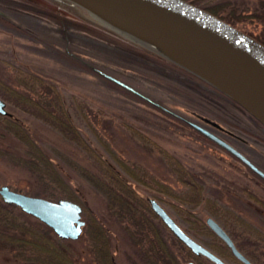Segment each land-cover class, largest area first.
<instances>
[{"label":"rangeland","instance_id":"obj_1","mask_svg":"<svg viewBox=\"0 0 264 264\" xmlns=\"http://www.w3.org/2000/svg\"><path fill=\"white\" fill-rule=\"evenodd\" d=\"M11 1L15 0H0V78L4 83L15 89L19 77L26 76L23 72H31L44 77L50 83L57 84L75 124L95 150L145 199L147 196H156L183 228L189 227L195 232H203L200 224L190 223L181 218L187 216L185 208L191 209L202 220L212 215L208 209L211 205L204 200L206 198L202 199L205 207L202 201L197 202L198 204L192 202V205L182 203L179 207L181 204L179 205L171 195L162 192L159 184L155 183L148 187L132 179L99 142L94 130L82 117L83 109L88 111L92 125L100 132L101 137L106 139L113 150L129 164L141 167L153 178L178 190V193H185L186 186L178 182L166 156L154 146L155 144L153 145L155 142L182 161L189 172L196 174L197 180L204 185L202 190L204 197L217 198L216 200L224 205L230 203L243 207L244 214L249 215L247 209L240 203L246 201L240 191L228 193L225 186L219 187L218 180L214 178L226 175L235 179L241 173L238 170L239 166L240 168L245 166L227 154L228 152L219 146L218 142L197 131L192 125L183 124L184 122L170 114H173L171 113L173 111L184 118L201 123L231 141L263 168L264 124L200 77L196 76L203 82L187 75L179 67L143 51V47L150 49L142 43L106 30L103 24L93 23L97 20L86 18L75 7L70 8L69 6L76 5L69 0H41L49 6L63 9L69 17L74 18L73 21L77 25L67 27L66 31L60 30L59 24L54 20H46L16 10L13 8L15 3L13 5ZM229 1L238 4L237 10L240 9L241 14L247 16L246 19L234 21L233 25L249 34L259 33L264 29L260 20L250 17L256 9L262 8L264 0ZM90 21L95 24L93 26L98 33L83 29V23L88 25ZM14 68L23 72L16 73ZM98 70L126 82L161 106L147 102L148 100L143 101L132 93L120 89L97 74ZM20 87L21 92L37 100L39 93L42 90V93H45L48 89L40 83L35 84V89L26 84H21ZM0 98L6 103L7 112L21 120L37 145L51 157L61 175L79 193L85 206L82 205L84 231L79 238H60L55 232L52 233V242L37 237L39 240L37 247L31 254L30 251L26 253L32 258L18 255L0 239V264H55L53 259L56 256L57 259L60 256L65 260L59 255L60 250L66 254V260L71 259L78 264H96L92 251L94 243L88 240L86 234V226L90 222L89 212L96 215L107 229L115 264H146L145 258L129 240L123 223L108 213L103 195L67 163V160L72 158L84 167L101 174L102 170L96 160L41 115L29 108L23 110L16 107L10 98L6 99L4 92H0ZM76 100L89 106L76 107ZM212 122L240 138L237 136L234 138L227 131L220 130ZM127 125L133 126L151 139L141 140ZM27 149L24 142L0 127V186L6 184L14 190L48 197L46 191H41L38 174L33 173L27 165H20L13 160L20 157L27 159ZM250 184L254 189L257 188L255 182ZM0 199L5 202L1 195ZM51 199L56 200L58 197ZM171 203L179 206H173ZM11 208L28 223H34L37 227L45 224L15 204H12ZM159 224V230L162 229L170 248L181 250L179 239L173 237L170 230L168 232ZM182 264H185V260Z\"/></svg>","mask_w":264,"mask_h":264},{"label":"water","instance_id":"obj_2","mask_svg":"<svg viewBox=\"0 0 264 264\" xmlns=\"http://www.w3.org/2000/svg\"><path fill=\"white\" fill-rule=\"evenodd\" d=\"M69 1L86 9L104 26L142 43L208 82L264 124V43L252 35L190 0ZM98 72L159 105L126 82L101 70ZM5 106V101L0 98V114L8 113ZM185 120L264 177L262 169L219 135L198 122ZM0 195L5 202L19 206L50 226L60 238L76 239L83 232V207L74 200L65 197L53 200L31 195L11 189L6 184L0 186ZM150 204L192 251L203 253L219 264H226L191 238L155 198L150 199ZM207 223L231 247L235 255L247 264H252L213 218L208 217ZM187 264L195 263L189 261Z\"/></svg>","mask_w":264,"mask_h":264},{"label":"trees","instance_id":"obj_3","mask_svg":"<svg viewBox=\"0 0 264 264\" xmlns=\"http://www.w3.org/2000/svg\"><path fill=\"white\" fill-rule=\"evenodd\" d=\"M190 1L203 6L213 14L231 23L237 20L240 21L241 19H246L247 17L246 15L241 14L242 11L240 9L237 10L238 4H236L235 2L232 3V1L229 0L225 2L219 0ZM12 4L14 5L13 8H16V10H21L24 13H30L37 17H42L46 20H54L56 23L59 24V29L63 31H66L67 27H73L77 25V23L73 21L74 18L69 17L66 11L57 6H49L41 0H15L14 2H12ZM60 5L62 4L60 3ZM69 7H75L86 18L94 19L89 14V12L83 7ZM250 17H254L257 20H260L264 27V5L262 6V8L256 9L255 12L250 15ZM94 22L95 24L100 23L99 21H93V23ZM93 23L92 21L88 22V25L83 23V29L98 33V31L93 26L95 25ZM100 24L102 25V23ZM105 29L109 31L111 30L115 34L118 33L108 27H106ZM251 35H253L264 43V29H262V31H260L259 33H252ZM142 49L143 51H147L150 54L156 56L161 61L179 67V69L184 71L187 75L194 78L196 77L189 71L167 60L158 53L148 50L144 47ZM68 57L71 56L68 55ZM14 69L16 73L21 74L23 72L22 70L20 71L18 68ZM23 73L27 77H19L15 89L13 87H10L7 83H4V81L0 78V92H4L5 96L7 97L6 99L10 98V101L14 102V105L16 107H21L23 108V110L25 108H29L32 110V112L41 115L43 118L48 120L53 126H55L66 138L77 143L82 149L87 151L89 155L93 157L100 166L102 170L101 174L96 173L95 171L87 167H84L83 165H81V163L75 161L72 158L68 159L67 163H69V165L74 168V170L79 175H81L100 194L103 195L108 213L116 220L123 223V228L125 229L129 237L134 238L136 243L141 242L142 239L149 240L151 224L147 222L146 219L148 220V218L152 216L151 213L153 212L150 208L148 201L144 198L142 194L139 193L138 190L133 188L130 182H128L111 164H109L105 159H103L100 153L97 152L92 146V144L81 134L80 129L77 127V124H75L70 112L66 107L65 100L63 99L61 90L59 89L58 85L46 81L44 77H41L38 74L31 72ZM97 74L104 77L99 72H97ZM105 78L111 83L118 86L120 89L132 93L143 101H147L146 99L121 86L120 84L108 79L107 77ZM197 79L202 81L199 78ZM37 83L45 85L48 88H46L47 92L42 93V90L39 93V100L29 96L24 92H21V84H26L35 89V84ZM225 97L227 96L225 95ZM75 106L84 108L89 105L81 104L79 100H76ZM82 117L85 118L90 128L94 130V134L99 140V142L102 143L104 147H106V150L111 155V157L118 163L119 167H121L132 179L148 187L155 183L159 184L161 191L170 194L174 197L180 198L179 200H192L195 203L202 201L203 195L201 186L197 187V183L192 181V178L188 174L185 165L180 163V161L173 155H171L168 151L162 149L160 145L155 142L153 143V145L155 144L154 146H156L160 150V152H162L166 156L167 162L172 166V168L179 172V179L182 180L184 185L186 186L185 193L180 194L178 192H175L162 181L153 178V176L149 175V173L141 167L139 168L138 166H133L123 160L113 150V148L110 146V143L106 139L102 138L100 132L93 127V122L89 118L88 111L83 109ZM174 117L179 119L181 122H184L177 116ZM183 124L186 123L184 122ZM127 126L131 130H133L135 135H137V137H139L141 140L151 139L147 135L140 132L138 129L134 128L133 126ZM0 127L5 129L7 132L11 133L26 144L28 148L26 150V155L28 156L27 159H23L20 157L15 158L13 160L20 165H27V168H29L33 173L38 174L37 178L42 186L41 191H46V195L49 198L65 197L83 205L82 198L80 197L79 193H77L75 188L70 185L66 181V179L61 175V173L58 171L55 164L53 163L51 157L47 155L33 140V138L25 129L20 119H18L12 113H8L5 115L0 114ZM204 200H206L207 203L211 205L212 201L209 197H206V199ZM11 206L12 204L3 202L0 199V239L3 240V243L5 245H9L12 251L16 252L18 255H21L24 258H32L30 256H27L26 253L30 251L31 254L33 250L37 247V245L39 244V240L37 239V237H40L41 240L48 239L52 242V233L54 231L46 224L37 227L34 223H28L23 217L16 214L12 210ZM185 213L187 216H190L189 212L185 211ZM89 216L90 222L87 223L86 234L88 236V240L90 239L91 242L94 243V245H90H92L93 247L92 251L95 255V262L96 264H113L111 256L113 251L110 245L107 229L104 227L103 223L97 218L96 215L89 212ZM217 247L221 248L220 246ZM60 251L61 253L59 255H62L65 260H63L60 256L57 259L58 256H56L53 259V263L78 264L72 261L71 259L66 260V254L62 250ZM168 251V256H172L170 249ZM184 256L188 258L187 254H184Z\"/></svg>","mask_w":264,"mask_h":264},{"label":"flooded vegetation","instance_id":"obj_4","mask_svg":"<svg viewBox=\"0 0 264 264\" xmlns=\"http://www.w3.org/2000/svg\"><path fill=\"white\" fill-rule=\"evenodd\" d=\"M170 112V111H168ZM174 114V116H177L181 120V115L179 116L175 112H171ZM172 114V115H173ZM184 121V120H183ZM187 123L186 121H184ZM188 124V123H187ZM215 126L220 128V130H225L229 134H231L228 130L223 128L221 125L217 124L216 122H212ZM209 129V128H208ZM211 130V129H210ZM212 131V130H211ZM214 132V131H213ZM217 134L216 132H214ZM219 135V134H217ZM239 137L238 135H234ZM220 136V135H219ZM221 137V136H220ZM223 138L225 141L230 143L232 146H234L236 149H238L240 152H242L250 161H252L256 166H258L260 169L264 171V168L262 165L257 164L249 155L245 154L243 151H241L236 145H234L231 141L228 139ZM219 144V143H217ZM246 145V143H245ZM222 148H224L231 157L236 158L237 161H239L240 164H243L245 168H240L239 172H241L238 175H241V177H238V175L234 178H228L226 175H219L214 176L218 180L217 184L219 187L225 186V191L228 193H232V191H240L241 196L245 198V202H240L248 211L249 215H245L243 212V207L239 206H233L230 203H226L224 205L221 201L214 199L213 197H209L212 201L211 206H209L208 209L211 210L212 215H208L205 219H201L195 215L194 212L191 211L189 208H185L184 211L189 212L190 216H186L184 219L187 222L190 223H197L201 225V230L203 232H195L191 230V228L187 227V229L183 228L180 222H178L173 216L168 212V210L161 204V201L155 196H147L146 200L148 201L150 208L153 213L154 217H149L147 222L151 224L150 228V239H142L141 242L135 241L134 238L129 237V240L132 244H134V248L138 249L140 254L144 256L146 264H182L185 260V264L187 262L192 261L195 264H219L214 259L210 258L209 256L203 254V253H195L192 251V249L184 242L182 241L177 235H175L172 230L169 228V226L166 224V222L162 219V217L152 208L150 204V199L155 198L158 203L166 210V212L181 226V228L194 240L201 243L203 246L208 248L211 252H213L215 255H217L222 261L226 264H247L244 260L240 259L237 255L234 254L231 247L220 237L207 223V218L211 217L213 218L230 236L232 239L234 245L236 248L244 255L252 264H264V177L257 173L255 170H253L245 161H243L240 157L223 147L219 144ZM223 155L224 154H220ZM227 157V156H224ZM228 158V157H227ZM184 165L182 161H180ZM232 164V163H231ZM235 166H238L235 164ZM241 165V167H243ZM188 174L191 176L192 181H194L196 186H201L203 190V186L201 184L200 180H197L196 174L192 171L189 172V169H187ZM173 172L175 173V176L177 177L178 182H181L183 185V181L179 179V172L173 169ZM255 182L254 185H256V189H254V186L250 184ZM171 187V186H170ZM175 192H178V190L171 187ZM163 192V191H162ZM165 193V192H164ZM170 195V194H169ZM172 196V195H171ZM173 199L177 200L179 202V205L173 204V206L181 207L182 203L190 204L192 205V200H179L180 198L172 196ZM203 198H206L203 196ZM191 203H189V202ZM203 202V201H202ZM193 204H196L195 202ZM198 204V203H197ZM204 207L206 206L204 202L202 203ZM240 208V211H237L236 209ZM253 214H257L254 216ZM221 215V216H220ZM261 215V216H260ZM156 219H158L156 221ZM161 224L163 228H165L168 232L171 231L173 237H176L178 242L181 243V250L179 248L174 249L170 248V244L165 237V234L163 233L162 229L158 227V224ZM159 224V225H160ZM160 226V227H161ZM204 229V230H203ZM192 232H190V231ZM152 240V241H151ZM217 246H220L221 248H218ZM170 249L171 255L168 256V250ZM180 250V252H179ZM184 254L188 255V258L184 256ZM112 261L113 264H115L114 260V253L112 252ZM186 258V259H185Z\"/></svg>","mask_w":264,"mask_h":264},{"label":"bare ground","instance_id":"obj_5","mask_svg":"<svg viewBox=\"0 0 264 264\" xmlns=\"http://www.w3.org/2000/svg\"><path fill=\"white\" fill-rule=\"evenodd\" d=\"M126 32V31H125ZM129 34V33H128Z\"/></svg>","mask_w":264,"mask_h":264}]
</instances>
